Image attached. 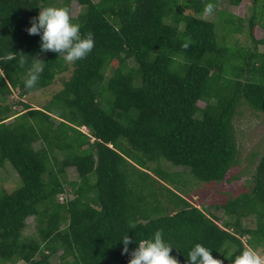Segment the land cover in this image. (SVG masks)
<instances>
[{
	"label": "trees",
	"instance_id": "trees-1",
	"mask_svg": "<svg viewBox=\"0 0 264 264\" xmlns=\"http://www.w3.org/2000/svg\"><path fill=\"white\" fill-rule=\"evenodd\" d=\"M229 1L251 4V48L237 37L243 18L227 13L224 22L234 50L222 44L217 20L199 17L220 0H78L70 16L94 38L92 51L72 62L71 78L42 109L15 102L16 111L14 91L24 99L70 68L41 52L39 35L26 31L30 20L47 5L70 14L72 2L0 0V169L11 164L22 184L11 193L0 185V264H128L120 236L156 230L179 264L196 243L222 264H231L229 252L264 251V154L245 193L221 206L225 218L193 205L190 180L168 170L223 182L239 157V109L264 114V39L254 36L264 30V0ZM36 59L39 81L27 89ZM68 168L78 180L69 182Z\"/></svg>",
	"mask_w": 264,
	"mask_h": 264
},
{
	"label": "rangeland",
	"instance_id": "rangeland-1",
	"mask_svg": "<svg viewBox=\"0 0 264 264\" xmlns=\"http://www.w3.org/2000/svg\"><path fill=\"white\" fill-rule=\"evenodd\" d=\"M57 1L60 4L63 2V0ZM71 2L70 15L73 18H76L80 11L78 0H71ZM250 6L251 4H243L240 7H235L231 6L229 0H220L217 11H214L213 13L205 12L199 17L203 20H217L219 34L222 38L224 36L227 37L223 38V40L228 39L226 42L220 41L224 46L234 50L237 49V42L235 39L232 40L233 38H231L232 36L225 28L224 22L228 19L227 13L243 18L245 29L241 34H238L237 37L241 41V46L251 48L252 44L247 41V29L249 28L248 22L249 18L253 14V10ZM219 13L224 14H222L221 18H216V14ZM259 15L261 14L259 13ZM262 25L264 28V18ZM254 36L256 40L264 39V30L260 26L256 27L254 30ZM68 63L70 64L69 70L59 75L53 85L49 88L32 93L24 99H20L18 96L19 92L14 91L11 95V104L14 102V105L12 104L15 106L14 110L20 111L22 109V106H16L15 102L27 103L35 109H42L56 93L63 89L64 83L71 78L73 73V67L71 65L72 62ZM204 105V103L200 104L201 107H204ZM234 124L236 127L237 143L239 146V157L237 164L230 171L223 182L212 184L197 182L194 176L190 174L189 170L185 168L169 167L168 169L170 173H178L183 175L184 179H189V182L186 180L187 191L190 195L189 201L199 208H208V214L217 218H225L223 209L221 208L224 203H226L230 198H235L238 197V195L245 193L246 189L249 188L248 180L252 179L256 167L264 154V114L253 112L246 105H242L239 109L238 115L236 116ZM81 131L88 134V130L86 128H82ZM66 174L69 182L72 183L78 180V173L75 168H68ZM0 185L9 193L15 191L22 185L15 169L9 163L5 169H0ZM68 191L69 196H73L71 195V190L68 189ZM62 197L65 198V196ZM34 220V218H29L27 220L29 228L25 232L28 235L34 231L32 228V226H34ZM244 225L250 228L255 226L252 221H247ZM258 252L262 257H264L263 250H258ZM53 262H57V258H53ZM18 264L24 263L19 262Z\"/></svg>",
	"mask_w": 264,
	"mask_h": 264
},
{
	"label": "clouds",
	"instance_id": "clouds-1",
	"mask_svg": "<svg viewBox=\"0 0 264 264\" xmlns=\"http://www.w3.org/2000/svg\"><path fill=\"white\" fill-rule=\"evenodd\" d=\"M213 5L209 3L205 11L211 12ZM37 16L30 20V27L26 29L29 35H39L41 52L51 51L62 57L65 62H76L84 59L94 47L91 34L81 35L80 24L73 22L66 7L47 5L38 8ZM24 81L27 89L36 87L39 74L42 71L41 61L36 59ZM128 233V232H127ZM123 244L122 254H129L128 264H179L171 255L174 248L163 237L160 230L141 239L130 238L128 234L121 235L117 240ZM135 247L129 252V244ZM231 264H264V257L252 247L242 249L238 254L229 252ZM188 264H222L220 259L214 258L212 250L201 243L194 244L187 252Z\"/></svg>",
	"mask_w": 264,
	"mask_h": 264
}]
</instances>
